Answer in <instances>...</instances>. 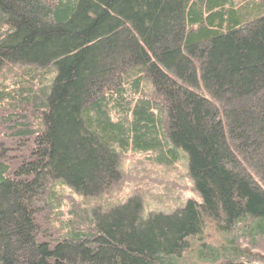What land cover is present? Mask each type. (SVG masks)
<instances>
[{
  "label": "trees",
  "instance_id": "16d2710c",
  "mask_svg": "<svg viewBox=\"0 0 264 264\" xmlns=\"http://www.w3.org/2000/svg\"><path fill=\"white\" fill-rule=\"evenodd\" d=\"M0 138V264H264V0H0Z\"/></svg>",
  "mask_w": 264,
  "mask_h": 264
},
{
  "label": "rangeland",
  "instance_id": "374dc122",
  "mask_svg": "<svg viewBox=\"0 0 264 264\" xmlns=\"http://www.w3.org/2000/svg\"><path fill=\"white\" fill-rule=\"evenodd\" d=\"M6 133H11L7 131ZM2 138H0L1 140ZM122 181L110 190L103 200L105 205L113 206L124 202L130 196L140 192L146 198L145 209L153 211H173L189 199H198L194 193L193 183L187 175L186 167L179 163L172 169L154 168L144 154H127L121 158ZM214 234V235H213ZM221 237L213 230L208 233V241ZM257 255H263L257 252ZM264 256V255H263ZM190 264L200 263L191 259Z\"/></svg>",
  "mask_w": 264,
  "mask_h": 264
}]
</instances>
